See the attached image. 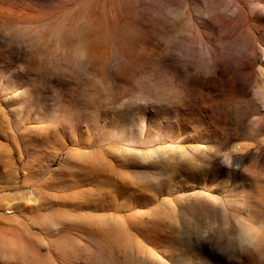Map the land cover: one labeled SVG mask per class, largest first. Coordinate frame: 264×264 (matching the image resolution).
I'll use <instances>...</instances> for the list:
<instances>
[{
    "label": "rangeland",
    "instance_id": "1",
    "mask_svg": "<svg viewBox=\"0 0 264 264\" xmlns=\"http://www.w3.org/2000/svg\"><path fill=\"white\" fill-rule=\"evenodd\" d=\"M0 264H264V0H0Z\"/></svg>",
    "mask_w": 264,
    "mask_h": 264
}]
</instances>
